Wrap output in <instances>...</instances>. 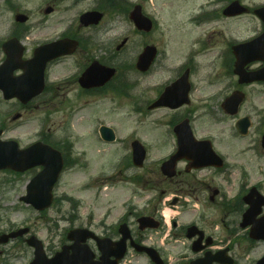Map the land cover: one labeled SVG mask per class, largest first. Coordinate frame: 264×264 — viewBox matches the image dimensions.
<instances>
[{
    "label": "rangeland",
    "instance_id": "rangeland-1",
    "mask_svg": "<svg viewBox=\"0 0 264 264\" xmlns=\"http://www.w3.org/2000/svg\"><path fill=\"white\" fill-rule=\"evenodd\" d=\"M100 1L0 0V45L17 31H21L22 40L31 51L35 45L34 42L47 39L51 34L58 33L71 23L76 24L80 14L97 8ZM127 1L129 3L128 11L122 10V13L118 9H114V12L108 9L109 1L105 2L104 0V4H102L107 8L105 9L107 16L98 30L100 40L105 43L107 50H99L97 53L105 55L106 52L111 53L114 49V66L134 64L145 43L156 44L159 49L167 48L169 58H172L176 64L179 62L180 56L190 47V40L204 32V27L199 28L194 22L190 23L188 18L198 10L201 4H205L209 0ZM221 1L222 4H226L229 0ZM244 1L250 4L264 2V0ZM138 3L143 5L146 14L156 20V27L151 33L145 34L138 31L129 17V12ZM49 5L54 6L55 10L52 14H45L44 10ZM118 5H120L118 0H114V7ZM18 12L30 16V21L25 24L29 30L25 29V26L24 31L17 29L15 14ZM252 20L251 15L228 19L223 17L215 19L214 22H208L206 26L214 28L212 31L214 32V42H219L217 40L220 39L227 43L232 38L231 34L236 37L239 35L250 36ZM126 37L128 38L127 45L120 51L116 50L118 44ZM66 62L55 68L57 69L54 72L55 76L75 68L71 64V60ZM172 64L159 57L154 69L148 75L127 69L125 75L129 81L134 82V85L125 91L128 92L126 97H118V94L114 93L113 100L112 94L104 93L93 98L77 99V91L71 86L66 97L41 98L39 101L42 100L43 103H40L37 109L25 112L22 119L13 120V123L9 121L8 131L10 132L7 137L19 136L23 145L35 138L36 131L43 126V123H48V126L52 127L58 136L66 138L71 143L73 152L70 157L72 166L64 174L62 185L57 192L60 202H57L54 209L47 213L39 214L23 209L25 206L21 204V197L26 194L24 190L26 177H19L20 183L15 184L13 181L15 177L8 173H0V213L5 217L4 219H7L6 216H12L14 220L19 221L25 219L27 223L20 221L18 226L31 225L34 235L45 241L46 245H54L55 249H59L65 230L69 227L88 225L89 218H92L94 223L103 218L108 225H112L118 222L126 212H131L129 224L135 234L139 229L137 217L152 214L156 210L162 217L166 216L164 215L166 212H170L169 217L177 219L179 224L197 221L198 225L205 228L214 238L217 247L232 246V253L240 261L239 264H249V259L254 258L255 254L251 253L250 256L241 258L239 253L242 252L243 245L235 243V240L238 241L241 234L245 233L239 229L240 214L239 212L224 213L227 210H222L220 196L216 197L215 202H211L205 198L196 201L194 196L179 195L183 202L171 206L169 202L176 198V194L174 192L163 196L160 194L162 189L178 187L175 183L169 185L160 174L159 161L171 149V144L167 142L169 137L166 135L169 130L167 121L171 113L162 109L152 111L148 109V104L145 101L152 102L159 90L157 87L163 86L164 83H169L175 78L176 65ZM205 71L206 68L201 71L198 77H202ZM216 71L222 72L223 68L218 67ZM199 85L203 89L202 92L210 90L205 83L199 82ZM260 87L254 85L247 89L249 92H256L257 101L261 98L257 92ZM62 95H64L63 91L59 96ZM197 95L198 92L195 93V96ZM129 96L131 99L128 98ZM261 100L259 99V101ZM139 103H141V107L138 109ZM6 105L9 106H2V108H6L8 111L14 109L11 107V102ZM2 114L4 113L0 111V120ZM199 123L208 124V121L200 120ZM100 124L112 126L116 131L117 140L113 144L99 143L96 140L97 133L92 130L97 129ZM134 139L147 143L148 154L142 167H136L130 160L131 142ZM84 150H87L88 165L84 161ZM184 179L186 178L184 177ZM217 181L222 183V179H217ZM87 184H91L92 187L88 190L83 189ZM234 190H231L232 193L228 195L231 199L230 202L233 201ZM63 192L70 193L78 201H81L80 204H72L64 197ZM12 206H20L21 209L13 212ZM57 209H60L59 213H57ZM136 213L139 215L136 216ZM62 214L69 221L62 220ZM81 216L82 218H80ZM52 218L59 219L57 226H54ZM222 219H226L227 225ZM2 226L3 228L0 230L5 232L10 224L3 221L0 224V227ZM169 230H171V226L166 224L165 228L148 229L145 232L148 239L153 238L156 244L163 248L166 242V255L170 261L177 260L175 254L178 252L182 253L181 257H184L180 260L182 264L187 261L185 256L195 258L199 255L191 250L190 241L184 236H180L179 239H165ZM231 238L234 240L232 241ZM18 241H20L19 252L15 253L17 257H6L5 264H27L31 257L32 249L22 240ZM148 242L152 243L150 239ZM13 244L10 242L7 248H11ZM262 249L263 247L258 250L262 251ZM8 251L11 254L15 250L8 249ZM126 262L128 264H149L146 256L133 249L129 250Z\"/></svg>",
    "mask_w": 264,
    "mask_h": 264
},
{
    "label": "flooded vegetation",
    "instance_id": "flooded-vegetation-1",
    "mask_svg": "<svg viewBox=\"0 0 264 264\" xmlns=\"http://www.w3.org/2000/svg\"><path fill=\"white\" fill-rule=\"evenodd\" d=\"M114 2V0H113ZM97 8L93 10H101L104 12V16H107L105 12L106 7L102 6L101 3ZM264 4H258V6H263ZM215 6H220L219 4L213 5L212 1H207V5L200 7V9L192 16V22L197 24V26L204 27V32L200 33L198 36H194L193 40H190V47L186 52L180 56L178 63H174L172 58H169V53L167 48H160L159 57L164 58L173 63L175 66L176 76L171 81L164 83L163 86L157 87V94H155L152 102L146 100L148 104V109L155 110H167L169 111L170 118L167 121L169 126V132L167 131L169 140L167 141L171 144V149L167 151L164 158L160 161V174L163 179L168 182L177 184L178 187H171L162 189L160 194L165 195L174 192L177 196L188 195L194 196L197 201L201 198H205L208 201L215 202L216 197L220 196L222 200V210L225 209L224 213H229L230 209L232 213L239 212L241 221L243 220L244 214L251 208L256 207V212L258 210V218L264 215V43L258 44L255 48H248L240 51L239 55L234 51V45L242 41H247L256 37H260L264 33V20L260 17L255 16V30L254 35L249 39H238L232 37L227 43L222 42L220 39L214 42V30L213 27H207L206 24L214 22L215 19H220L224 17L222 15V6L215 8ZM114 9V4L111 6ZM109 8V5H108ZM114 11V10H113ZM227 18L228 17H224ZM100 25H90V26H80V24L69 27H65L64 30L48 39V42H54L63 38H68L78 41L77 48L73 49V52L67 55H63L51 60L46 68L45 80L46 83L44 94L41 97L31 101L29 103L19 102L17 104V112H19L20 119L24 117L25 112H30L39 107V101L42 97L48 98H58L66 97L69 92V88H73L77 91V99L93 98L100 96L102 94H112L114 100V93L118 92L119 89L123 91L122 97L127 96L128 92H125L130 87L134 85V82L128 80L126 74L128 70L138 69L136 67V61L130 66H116L117 72L114 77V49L110 52H106L105 55L98 54L99 50H107L105 43L101 42L99 30ZM230 39V38H229ZM145 43L144 45H147ZM39 44L35 43L32 50L28 48L25 49L23 53V58H31L34 55V51ZM156 45V44H155ZM18 55L16 51L14 53ZM239 56V58H238ZM7 57L6 52L0 47V63L4 62ZM67 60H71V64L75 68L60 74L58 76L54 75L55 69L58 65H63L67 63ZM239 61V65H237ZM94 62H99L106 64L113 69V74L104 84L97 83L98 78H104L100 73H95L92 69L89 74V79L85 80V83L80 82L81 76L89 70ZM157 60L154 65L146 72L141 73L142 75H148L154 69ZM223 68V71H216V68ZM125 68V69H123ZM206 68L205 74L202 77H198L201 71ZM23 70L16 69L14 74L21 75ZM71 73L70 77H66V74ZM140 73V72H139ZM185 75V77H184ZM248 75H256V79H248ZM205 83L207 88L210 89L207 92H202L199 82ZM168 83V84H167ZM176 83L174 91L170 92L174 95L176 99L184 104L180 105L176 109H172L166 106L155 108L154 110L150 108V105L154 103L164 92L168 85ZM167 84V85H166ZM257 85L261 86L257 92H259L261 101L256 100V92L248 91L247 89ZM205 86V87H206ZM63 91L62 96L60 92ZM188 91V93H187ZM198 95L195 96V93ZM156 93V92H155ZM187 93V94H186ZM254 93V94H250ZM117 94V93H116ZM240 94L243 98L242 103L237 107L234 104H225L227 98L231 95ZM131 99V97H128ZM141 107V103L138 104V109ZM114 109V107H113ZM150 111V112H152ZM188 120L193 134L199 140H209L212 143L214 151L218 154L214 156L209 151L207 145H199L188 147L186 152L190 151L194 154V159H189L187 157H182L176 163V175L173 177L166 176L162 170L161 166L164 161L168 160L174 153L178 151L179 141L178 134H176L175 127L184 120ZM208 121V124H198V121ZM241 123L238 126V123ZM42 129L38 136L28 145L33 143L47 144L53 149L57 150L61 155L65 163L64 171L69 170L68 161L72 155L71 143L62 136H58L54 129L48 126ZM215 126V127H214ZM66 139V140H65ZM27 144L25 146H28ZM23 146V145H22ZM205 156L204 159H198V154ZM84 157L86 153L84 152ZM220 157V158H219ZM66 168V169H65ZM42 167H36L35 170L30 172L40 171ZM63 171V172H64ZM114 175V171H113ZM184 177L187 179H184ZM217 179H222V183H219ZM91 184H87L83 189H90ZM234 190V197L230 202V195ZM181 197V196H179ZM67 200H71L66 196ZM55 200L58 202V198ZM183 201L178 198V203L181 204ZM58 211V209H57ZM158 210L154 211L152 215H157ZM130 215H132L130 213ZM130 215L125 216L123 219H119L113 225H108L106 222L100 223L96 220L93 222L92 218H89L88 225L83 224L79 227L89 228L95 234L103 237H110L113 240L120 239V224L123 222L130 221ZM90 217V216H89ZM92 217V215H91ZM82 218V216L80 217ZM62 219L69 221L64 215ZM226 223V219H222ZM246 221H249L247 219ZM163 223V222H162ZM162 225V224H161ZM171 230L168 235L169 239L180 238L184 236L189 242V247L193 252L202 251L204 254L206 251L204 247L208 244V237H212L205 228H201L198 222H192L189 224H179L176 220L171 222ZM198 227H196V226ZM163 228V225H162ZM71 227L65 230V234L61 238V244L59 248L64 245L71 244L69 233ZM132 238L137 243H142L156 247L162 258L164 259V264H182L180 260L181 254H178L177 260L174 259L172 262L169 261L166 252L161 246H157L154 242H148V237L145 231L138 229V232L132 234ZM193 237L192 239H189ZM20 239L27 243L26 238ZM213 240V239H212ZM215 240H213V243ZM91 247L94 249L99 258V250L96 244V240L89 239ZM128 248L132 249L130 237L127 240ZM235 243L240 246L243 245L241 254H246V252L252 248L253 244H262L263 250L258 253L256 257L255 264H264V238L252 239L250 236V231L243 236L239 241ZM1 246V245H0ZM204 247V248H203ZM46 251L50 256L55 255L58 250L55 249L54 245H47ZM209 248V247H208ZM201 249V250H200ZM228 252L231 250L230 247L226 249ZM6 253L5 250L0 251V264H2V256ZM71 253V251H69ZM128 254V251H127ZM145 256L149 260V264H154L148 255ZM233 262L235 263L234 257L231 255ZM185 264H189L192 258L185 256Z\"/></svg>",
    "mask_w": 264,
    "mask_h": 264
},
{
    "label": "water",
    "instance_id": "water-1",
    "mask_svg": "<svg viewBox=\"0 0 264 264\" xmlns=\"http://www.w3.org/2000/svg\"><path fill=\"white\" fill-rule=\"evenodd\" d=\"M236 5H237V3H233L230 6L229 9H231V10L228 11L229 14H235V13H239L240 11H242L239 8L236 9ZM47 11H49V10H47ZM101 17H102V15L100 13L88 12V13H86V14H84L82 16V21L85 22L86 24L97 23L101 19ZM131 18L135 21V23H136V25H137V27L139 29H144V30H147V31L151 30L152 21L149 18L143 16L141 6H137L134 9V11L131 13ZM16 19H17V21L24 22V21L27 20V17L24 16V15H18L16 17ZM17 42H18L17 39H10L9 41L6 42V45H9L11 43H17ZM47 47L48 46H46L44 48H47ZM61 51L62 50H60V52ZM155 54H156L155 47H146L144 52L139 57L138 67L141 70H144V71L147 70L150 67L152 61L154 60ZM105 70H107V72H108L107 76L110 77V75H112V69L103 66V72L104 73L106 72ZM114 74H115V69H114ZM172 88L173 87H168L167 88V92L171 91ZM167 92H165V94L161 97V99L155 104L156 106L165 104L164 100L167 97L166 96ZM182 103L178 102L177 104H174L172 106L173 107H177V106L181 105ZM102 131H103V135H104L105 139L110 140V141L113 140V139L115 140V133L113 134V132L109 128L103 127ZM2 145H4L3 146L4 151L0 152V168H3V167H15L16 163H23L24 162V161L18 162L19 158H15L17 156V154H18V151L16 149V147H17L16 145H14V146H11L10 144L9 145L8 144H2ZM133 146H134V159L136 160L137 164H141L142 161L144 160V157H145V150L142 147V145H140L138 143H135ZM25 155H26V161L27 160L29 161V160L32 159V157H31L32 151L31 150L26 151ZM33 155H34V153H33ZM29 165H32V164H29ZM169 174L171 175L172 173L169 172ZM50 179H51V177L48 174H44L43 177H42V181L44 183L43 182H41V183L44 184V187H45V189H47V191H48L47 184L49 183ZM49 191H50V189H49ZM30 202H33V201L30 200ZM149 222H150L149 219H146V218H142L141 219V223L143 224V226L151 225ZM125 240H126V236L124 235L122 240L119 241L116 244L115 251L119 252V254H120V256L116 260L110 261L108 259V255L107 254L111 250V246L109 244H107V247L104 248L105 252L103 251V255L101 257V261H94L93 260L94 254L89 249V247H87L85 245H80V244H79L80 246L78 244H76L77 249H75L74 246H72L71 249L74 250V253L72 254L71 257L75 256L77 258V255H76L75 251H81V252L86 253V254L81 255V257H80V258L86 259V262L83 263V264H118V260L122 257L123 252H124ZM36 254H37V257H36V259L34 260V262L32 264H52V263H54V260L47 261L45 259V257H44L45 255L43 253V249L39 245H37ZM201 263H202L201 261H198L196 263L194 262L193 264H201Z\"/></svg>",
    "mask_w": 264,
    "mask_h": 264
},
{
    "label": "bare ground",
    "instance_id": "bare-ground-1",
    "mask_svg": "<svg viewBox=\"0 0 264 264\" xmlns=\"http://www.w3.org/2000/svg\"><path fill=\"white\" fill-rule=\"evenodd\" d=\"M167 214H170V212H167ZM169 216V215H168Z\"/></svg>",
    "mask_w": 264,
    "mask_h": 264
}]
</instances>
